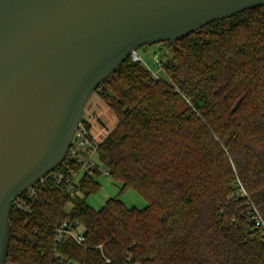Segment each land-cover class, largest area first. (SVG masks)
<instances>
[{
  "label": "trees",
  "instance_id": "obj_1",
  "mask_svg": "<svg viewBox=\"0 0 264 264\" xmlns=\"http://www.w3.org/2000/svg\"><path fill=\"white\" fill-rule=\"evenodd\" d=\"M162 44L169 80L129 57L95 91L117 117L99 161L148 205L92 208L101 171L71 190L66 158L14 205L7 264H264V7Z\"/></svg>",
  "mask_w": 264,
  "mask_h": 264
},
{
  "label": "water",
  "instance_id": "obj_2",
  "mask_svg": "<svg viewBox=\"0 0 264 264\" xmlns=\"http://www.w3.org/2000/svg\"><path fill=\"white\" fill-rule=\"evenodd\" d=\"M264 0H0V264L15 202L60 166L97 88L137 50Z\"/></svg>",
  "mask_w": 264,
  "mask_h": 264
},
{
  "label": "rangeland",
  "instance_id": "obj_3",
  "mask_svg": "<svg viewBox=\"0 0 264 264\" xmlns=\"http://www.w3.org/2000/svg\"><path fill=\"white\" fill-rule=\"evenodd\" d=\"M167 53L164 44L146 45L137 50L142 64L151 70H154L157 75L163 80H169L168 76L162 72L158 67V62L163 58L164 54ZM94 114L95 120L93 126L98 129H107L106 131L112 130L116 123L117 117L113 110L107 104V102L98 94L94 93L86 106L85 117ZM95 127V128H96ZM105 131V130H104ZM96 165L99 166L101 175L98 181L101 184V189L98 193L93 194L87 198V203L94 209H100L106 201L112 198H118L128 207H135L137 209H144L148 203L147 201L135 190H127L121 192L122 184L115 182L111 176L106 172V168L100 163L98 156L93 157ZM85 173L83 169L76 177V182ZM70 208V206H69Z\"/></svg>",
  "mask_w": 264,
  "mask_h": 264
},
{
  "label": "built area",
  "instance_id": "obj_4",
  "mask_svg": "<svg viewBox=\"0 0 264 264\" xmlns=\"http://www.w3.org/2000/svg\"><path fill=\"white\" fill-rule=\"evenodd\" d=\"M134 60H140L139 56L137 54H134L132 56ZM141 61V60H140ZM84 120L91 125V128L88 129L86 125L83 123ZM83 122L78 127L71 145L68 149V153L66 158H70L71 160L76 161L81 166V171L85 169V172L87 173H93L96 169H99V166L96 165V163L93 160L94 156H98V144L102 140H98L93 134H92V127L94 124L95 116L94 114H91L90 116H84ZM65 158V159H66ZM80 171V172H81ZM80 172H70L68 177L64 173L58 172L53 175L54 179L58 184H61L65 181V184L68 185V188L73 190V183L77 184L76 177ZM107 173V172H105ZM47 178V177H46ZM45 178V179H46ZM45 179H43L41 182H43ZM27 192H29V196H34L35 192L31 189H29ZM18 208H25V202L21 197L15 202ZM14 204V205H15ZM253 219L255 220L258 227L264 228V220L260 216V214L255 210V214L253 216ZM64 233V230L61 229L59 231V236L57 241H60L62 234ZM66 233L70 234L72 237L76 239L77 242L81 243L83 241V237L81 234H75L73 231H67Z\"/></svg>",
  "mask_w": 264,
  "mask_h": 264
},
{
  "label": "crops",
  "instance_id": "obj_5",
  "mask_svg": "<svg viewBox=\"0 0 264 264\" xmlns=\"http://www.w3.org/2000/svg\"><path fill=\"white\" fill-rule=\"evenodd\" d=\"M96 127V126H95ZM94 126L92 127V134L100 141L103 140L107 134L111 131H106L107 129H98L97 127L95 128ZM105 130V131H104Z\"/></svg>",
  "mask_w": 264,
  "mask_h": 264
}]
</instances>
